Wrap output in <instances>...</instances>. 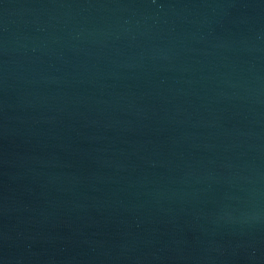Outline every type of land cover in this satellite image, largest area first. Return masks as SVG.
I'll use <instances>...</instances> for the list:
<instances>
[{
  "label": "water",
  "instance_id": "obj_1",
  "mask_svg": "<svg viewBox=\"0 0 264 264\" xmlns=\"http://www.w3.org/2000/svg\"><path fill=\"white\" fill-rule=\"evenodd\" d=\"M0 264H264V0H0Z\"/></svg>",
  "mask_w": 264,
  "mask_h": 264
}]
</instances>
